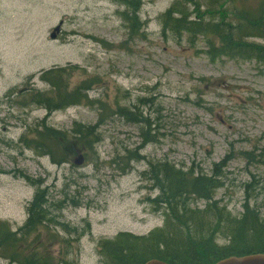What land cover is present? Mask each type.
Here are the masks:
<instances>
[{
	"label": "rangeland",
	"instance_id": "rangeland-1",
	"mask_svg": "<svg viewBox=\"0 0 264 264\" xmlns=\"http://www.w3.org/2000/svg\"><path fill=\"white\" fill-rule=\"evenodd\" d=\"M139 1L132 33L114 0H0V224L16 231L38 192L63 201L49 209L46 228L17 246L44 264H105L102 243L162 228L163 211L151 204L154 165L207 177L216 170L221 187L213 201L236 219L247 202L264 221V66L211 60L212 35L193 43L164 36L160 16L183 0ZM186 1L190 20L217 21L239 8ZM244 1L252 9L258 0ZM56 68L67 92L83 83L89 90L78 105L49 113L33 99L49 93L39 78ZM93 125L99 141L91 151L73 146L59 164L25 142L44 127L66 133L53 141L65 148L71 129ZM78 154L80 166L73 164ZM187 204L202 210L206 203ZM0 264L12 263L0 256Z\"/></svg>",
	"mask_w": 264,
	"mask_h": 264
},
{
	"label": "trees",
	"instance_id": "trees-1",
	"mask_svg": "<svg viewBox=\"0 0 264 264\" xmlns=\"http://www.w3.org/2000/svg\"><path fill=\"white\" fill-rule=\"evenodd\" d=\"M114 1L124 6L122 19L132 33L136 32L140 27L137 17L140 1ZM186 2L183 0L181 4H172L160 16L164 36L172 34L181 38L185 35L189 38V43H193L198 36L212 35L215 37L207 38L217 40V45L209 44L207 54L211 60L219 57L255 60L264 66V46L246 40L255 38L264 41V0H258L252 9L246 7L244 0H221L222 7L225 4L229 7L239 3V8L233 7L225 11L222 13L223 19L217 21L205 19L204 16H196L194 20H190V14L184 6ZM236 21L237 25H232ZM63 72V69L56 68L44 72L39 78L42 83L50 86V91L34 95L33 102L49 113L78 105L81 98H85L82 89L89 90L86 88L87 83H83L80 88L67 92L65 84L58 78ZM112 112H115L114 109ZM126 120L133 122L130 117ZM95 128L96 125L75 126L71 129L69 145L65 148H55L53 141L64 140L67 134L44 127L35 138L25 142L50 155L52 162L59 164L68 157L69 149L73 146L79 147L81 151H91L99 141ZM215 171L212 177H207L195 175L191 171L184 173L168 165L152 166L151 181L158 194L151 200V204L154 210L163 211L164 225L145 237L121 233L114 240L102 243L101 252L105 264H145L153 259L166 264H215L231 256L263 254L264 221L249 209L247 202L243 203L241 217L236 219L229 215L226 207H219L213 201L214 191L221 187ZM190 198L205 201L204 208L199 210L189 207L187 202ZM63 203L49 202L43 192H38L27 206V219L21 227L12 232L7 226L0 224V256L12 264H44L38 257L24 255V251L16 252L17 246L23 247L28 241V235L39 227L46 228L50 223L47 219L51 212L49 209H60ZM217 239L225 241V244H217ZM29 245L31 249L32 246Z\"/></svg>",
	"mask_w": 264,
	"mask_h": 264
},
{
	"label": "water",
	"instance_id": "water-1",
	"mask_svg": "<svg viewBox=\"0 0 264 264\" xmlns=\"http://www.w3.org/2000/svg\"><path fill=\"white\" fill-rule=\"evenodd\" d=\"M54 35H51V37L54 38ZM73 163L76 166H80V164L82 163V157L81 156L77 157ZM145 264H165V263L160 260H149ZM215 264H264V253L251 254V255L239 256V257L231 256L226 259L219 260Z\"/></svg>",
	"mask_w": 264,
	"mask_h": 264
}]
</instances>
